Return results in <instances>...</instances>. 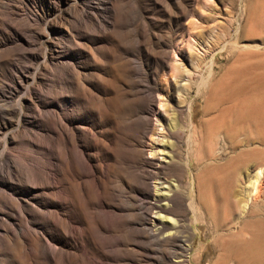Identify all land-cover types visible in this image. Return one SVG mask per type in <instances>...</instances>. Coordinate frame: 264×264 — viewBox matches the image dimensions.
I'll use <instances>...</instances> for the list:
<instances>
[{"label":"rangeland","instance_id":"rangeland-1","mask_svg":"<svg viewBox=\"0 0 264 264\" xmlns=\"http://www.w3.org/2000/svg\"><path fill=\"white\" fill-rule=\"evenodd\" d=\"M188 32L195 34L197 49L178 53L177 65H182L177 69L169 65L173 60L164 65V51L171 54ZM202 54L206 59L199 67L197 57ZM213 58L215 76L198 85L202 75L208 76L206 63ZM237 71L253 72L260 82L264 77V0H0V264H67L66 255L56 249L73 243L60 228L22 206L26 200L9 186L17 181L2 161L10 157L22 169L31 160L43 165L48 156L38 144H50L54 135L48 113L58 111L67 120L66 97L80 105L84 119L111 129L130 116L137 89L155 86L163 88L168 109L161 121L167 128L172 122L176 132L167 133L171 147L165 149L174 163L158 167L156 175L165 185L178 182L180 186L174 199L183 224L180 238L185 241L158 243L145 232H131L125 240L128 264H187L183 258L189 264H212L218 255L215 233L210 210L199 203L197 176L208 161L214 98L221 82ZM171 72L177 77L169 84L161 83V77ZM71 73L93 95L84 97L81 87L68 89ZM192 114L194 125H190ZM194 129L199 141L189 144ZM140 134L133 126H122L111 137L126 139L107 155L114 176L122 178L119 182L128 191L125 206L132 214V226H139L142 219L144 185L132 174L127 178L115 156L117 160L127 155L134 158L143 139ZM160 150L153 159L157 163L166 155ZM186 156H190L189 167ZM155 180L147 179L151 201H155ZM191 203L197 206L196 212ZM224 211V207L219 211L220 221ZM109 221L114 222L112 217ZM28 225L44 237L48 234V243L33 237ZM95 235L94 243L82 244V261L75 264L125 263L113 259L115 252H107L101 229Z\"/></svg>","mask_w":264,"mask_h":264},{"label":"bare ground","instance_id":"bare-ground-1","mask_svg":"<svg viewBox=\"0 0 264 264\" xmlns=\"http://www.w3.org/2000/svg\"><path fill=\"white\" fill-rule=\"evenodd\" d=\"M193 34H183L171 54L169 50L164 51V65L168 60H173L169 64L173 69L182 65V62L177 65L178 53L194 50L197 39ZM205 56L202 54L197 57V66H201ZM214 63L215 58L206 63L208 76L202 75L198 85H205L215 76ZM182 71L187 72V69L183 68ZM176 77L175 72L164 74L160 82L169 84ZM67 83L68 89L81 87L84 97L93 95L88 88L81 86L80 77L75 73H71ZM221 83L223 85L218 96L214 98L216 108L209 118L212 135L208 161L197 176L199 203L207 211L210 210V223L215 233L218 255L212 264H264V77L260 82L258 75L253 72L237 71ZM155 87L148 90L137 89L134 96L136 104L130 116L123 122H116L111 129L100 124L101 122L98 124L84 119L80 105L77 106L72 97H66L64 104L68 106V113H64V116L67 120L58 111L48 113L54 135L50 144H38L46 150L48 156L44 164L39 165L31 160L22 169L10 157L2 161L17 181L15 185L9 186L15 192H21L26 202L23 203L17 196L15 200L22 202V206L28 211L42 216L48 225L60 228L73 242L55 248L66 255L67 264L82 261V244L94 243L95 234L100 229L105 236L107 252H115L113 259L116 262L124 261L123 264H128L130 259L125 240L131 232H145L158 243L185 241L180 238L183 224L175 202L180 186L178 182L165 185L156 175L158 167L166 162L169 165L174 163L171 152L165 149L171 147L166 139L167 133L170 131L173 135L176 132L172 122H169L170 126L167 128L161 121L160 117L168 109L162 94L163 88ZM225 102L226 104L221 105ZM99 114L107 116V112ZM194 122L192 114L190 125H194ZM124 125L139 129L143 138L137 143L134 158L127 155L120 156L117 160L115 156V163L127 178L132 174L144 185L139 226H132V214L125 206L128 191L119 182L122 178L114 176V165L107 158L108 154L121 146L122 139H126L122 137L115 140L111 137ZM195 132L196 129L192 130V134L188 136L189 144L199 141L194 136ZM146 138L148 141H145ZM147 148L149 153L146 156ZM160 149L164 153L166 151V155L162 159L159 157L160 163H157L153 159ZM184 161L189 167L190 156ZM149 167L154 169L151 171ZM151 177L157 180L153 185L155 201L148 199L150 193L147 179ZM191 206L193 211L198 210L196 205L191 203ZM223 207L224 221H220L218 215ZM102 215L106 217L105 220ZM109 217L113 218V223H110ZM27 230L33 237L48 243V234L44 237L31 226ZM21 236L27 241L25 233H21ZM110 238H114V242L109 243ZM180 260L189 264L187 258Z\"/></svg>","mask_w":264,"mask_h":264}]
</instances>
